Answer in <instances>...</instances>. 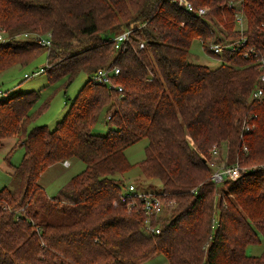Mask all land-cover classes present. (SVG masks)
I'll list each match as a JSON object with an SVG mask.
<instances>
[{
	"label": "trees",
	"instance_id": "trees-1",
	"mask_svg": "<svg viewBox=\"0 0 264 264\" xmlns=\"http://www.w3.org/2000/svg\"><path fill=\"white\" fill-rule=\"evenodd\" d=\"M189 1L207 8L204 17L177 0H0V74L46 54L44 66L24 73L43 68V87L0 95V147L13 138L23 148L18 164H10L12 149L4 156L14 185L0 188V264H142L155 255L168 264H264V248L246 252L264 240V99H250L264 57V0ZM127 29L116 47L113 36ZM240 36L241 51L208 48ZM194 39L219 66L190 61ZM113 66L121 96L91 82ZM79 74L85 83L54 128L34 125ZM102 116L109 127L99 133ZM144 137L138 167L166 202L158 235L121 201L116 176L130 167L124 149ZM212 145L251 169L215 185L206 166ZM71 159L84 167L48 195L43 171Z\"/></svg>",
	"mask_w": 264,
	"mask_h": 264
},
{
	"label": "rangeland",
	"instance_id": "rangeland-1",
	"mask_svg": "<svg viewBox=\"0 0 264 264\" xmlns=\"http://www.w3.org/2000/svg\"><path fill=\"white\" fill-rule=\"evenodd\" d=\"M189 50L191 52L190 61L193 63L206 64L210 68H216L220 65V59L214 57L211 53L205 50L203 44L197 39H194L191 42ZM45 63L46 54L43 53L41 49L39 58H37L31 65L24 68L13 66L3 71L0 74V95L3 93L2 96H4L10 94L12 91L24 92L25 90L39 89L40 87H43L46 84V73L40 72L38 75L28 77H24V73H30L32 69H38L40 66H44ZM84 81L85 75L79 74L66 89L65 94L63 91H57L52 97L53 99L48 108L34 120L33 124H45L49 128H54L55 122L61 119L65 114L70 102L74 98L73 96L77 93L78 89L84 85ZM94 126L95 130L99 133L106 132L109 127L105 122L104 116L99 118ZM147 141L148 140H146L145 137L140 138L138 141L131 143L124 149V155L126 156L130 167L125 172L116 173V176L121 180V184H123V190L130 181H134L136 189L142 192H158L161 189V184L145 178L138 167V164L145 157L144 149ZM13 145L12 138H9L4 139L3 144L0 147V188L3 186L13 187L14 185V180L12 178L13 175L7 173V167H4V161L5 165H7L4 158L7 152L12 149L9 157L10 164H18L22 159L23 148L16 145L13 147ZM83 167V164L77 159H71L69 167H65L61 162H57L55 165H52L43 171L38 183L45 187L48 195H55L60 185L65 183L73 174L80 172ZM260 240V243L250 244L247 247L246 252L248 254L258 255L264 248V240L262 236H260ZM162 262H167L166 258L161 255H155L142 264H162Z\"/></svg>",
	"mask_w": 264,
	"mask_h": 264
},
{
	"label": "built area",
	"instance_id": "built-area-1",
	"mask_svg": "<svg viewBox=\"0 0 264 264\" xmlns=\"http://www.w3.org/2000/svg\"><path fill=\"white\" fill-rule=\"evenodd\" d=\"M177 5L181 6L184 10L194 13L198 18L204 17L207 12L206 7L195 8L193 4L189 0H177ZM238 25L240 26V30L242 29V22L239 16L235 17ZM130 29L124 30L113 36L114 45L119 47L120 43L127 41L129 39ZM19 38V37H18ZM33 39L40 43L43 46H50L51 42L49 37L46 35L38 34L33 36ZM6 40L5 32L0 29V42H4ZM245 43V39L240 36L239 39L232 40L228 42L224 39L222 42H215L209 45V49L212 53L220 54L223 52V48H230L232 50L241 51L242 47ZM143 46V42L139 44L141 48ZM253 51L252 48L245 50L243 52L244 56L249 55ZM258 75H257V83L250 91V99L252 101L260 102L264 99V57L260 56L258 58ZM43 68H40L39 71H34L31 74H26V76H35L38 75ZM119 73V67L112 68H100L98 71L91 75V82L93 83H104L108 85L109 88L116 89L119 92V95H122L123 89L120 84L115 83L112 79L115 75ZM113 81V82H112ZM250 126H247L245 130L249 129ZM242 150L246 152V147L243 146ZM224 151L221 147L212 145L209 149V157L206 160V166L210 171V179L215 185H219L224 180L234 181L241 174L247 172L251 167H247L241 165L237 160L233 162H226L224 160ZM64 165H67L68 162L64 161ZM260 168L264 167L263 164L259 165ZM257 166H254L256 168ZM254 170V169H253ZM120 199L122 202L126 204L128 210L131 208H137V210L142 213L143 221L142 228L143 231L147 234L158 235L161 233V228L157 221L161 219V216L164 214V210H166V202L165 198H163L160 191H139L136 189V184L134 181H130L127 183L124 190L120 194ZM216 219H213L211 222V226L213 228L216 226Z\"/></svg>",
	"mask_w": 264,
	"mask_h": 264
},
{
	"label": "crops",
	"instance_id": "crops-1",
	"mask_svg": "<svg viewBox=\"0 0 264 264\" xmlns=\"http://www.w3.org/2000/svg\"><path fill=\"white\" fill-rule=\"evenodd\" d=\"M12 143L14 144V139L12 138ZM3 158V157H2ZM63 165V164H62ZM4 167L6 168V165H5V161H4ZM158 264V263H157ZM162 264H168V261L167 262H162Z\"/></svg>",
	"mask_w": 264,
	"mask_h": 264
}]
</instances>
